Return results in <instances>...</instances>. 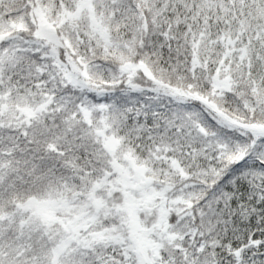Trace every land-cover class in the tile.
<instances>
[{
    "label": "snow or ice",
    "instance_id": "1",
    "mask_svg": "<svg viewBox=\"0 0 264 264\" xmlns=\"http://www.w3.org/2000/svg\"><path fill=\"white\" fill-rule=\"evenodd\" d=\"M0 264H264V0H0Z\"/></svg>",
    "mask_w": 264,
    "mask_h": 264
}]
</instances>
